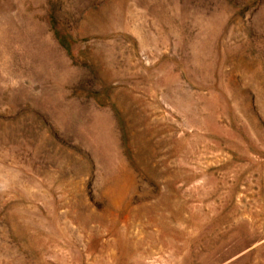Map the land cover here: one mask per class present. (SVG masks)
I'll return each instance as SVG.
<instances>
[{"label":"rangeland","instance_id":"374dc122","mask_svg":"<svg viewBox=\"0 0 264 264\" xmlns=\"http://www.w3.org/2000/svg\"><path fill=\"white\" fill-rule=\"evenodd\" d=\"M0 264H264V0H0Z\"/></svg>","mask_w":264,"mask_h":264}]
</instances>
